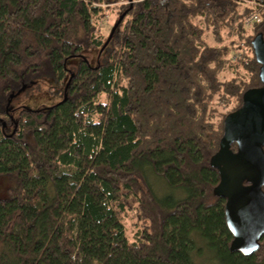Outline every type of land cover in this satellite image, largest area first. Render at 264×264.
<instances>
[{
    "label": "trees",
    "instance_id": "1",
    "mask_svg": "<svg viewBox=\"0 0 264 264\" xmlns=\"http://www.w3.org/2000/svg\"><path fill=\"white\" fill-rule=\"evenodd\" d=\"M119 3L92 65L111 35L103 5ZM257 36L264 0H0V264H264V235L232 250L212 163L227 116L263 85ZM45 77L60 102L14 106Z\"/></svg>",
    "mask_w": 264,
    "mask_h": 264
},
{
    "label": "water",
    "instance_id": "2",
    "mask_svg": "<svg viewBox=\"0 0 264 264\" xmlns=\"http://www.w3.org/2000/svg\"><path fill=\"white\" fill-rule=\"evenodd\" d=\"M254 45L263 85L248 90L243 106L227 116L220 150L212 159L221 175L215 193L227 199L226 221L234 236L232 250L245 256L258 250L264 235V37L257 36ZM233 144H237V151Z\"/></svg>",
    "mask_w": 264,
    "mask_h": 264
},
{
    "label": "rangeland",
    "instance_id": "3",
    "mask_svg": "<svg viewBox=\"0 0 264 264\" xmlns=\"http://www.w3.org/2000/svg\"><path fill=\"white\" fill-rule=\"evenodd\" d=\"M126 3V1H122ZM121 2V3H122ZM119 3L118 5H113V8L106 9L105 13L107 14L97 26V31L105 36H109L117 23H120V19L123 13L120 16V8L122 5ZM110 9V10H109ZM105 49V48H104ZM104 49H93L91 51H87L84 56L87 57L92 65H97L100 62L101 57H103ZM244 49H242L243 51ZM245 51V50H244ZM103 55V56H102ZM82 57H74L71 58L68 62V68L73 72H75L81 61ZM70 75V73H68ZM69 81V80H68ZM65 86L53 78H41L38 79L29 89L25 92L19 93L16 98H14V106L15 107H30L34 109H38L41 107L52 106L58 102H60L65 96ZM154 183L158 185V190L160 194L163 192L169 191L170 188L163 181L157 182V180L152 179ZM11 183L6 177H0V198H4L7 196L8 189ZM157 187V186H156ZM125 225L127 228V233L130 239L133 237L134 232V220L130 217L125 218ZM208 255V254H207ZM198 260L205 261L206 258L197 257Z\"/></svg>",
    "mask_w": 264,
    "mask_h": 264
},
{
    "label": "built area",
    "instance_id": "4",
    "mask_svg": "<svg viewBox=\"0 0 264 264\" xmlns=\"http://www.w3.org/2000/svg\"><path fill=\"white\" fill-rule=\"evenodd\" d=\"M255 21H260V18L257 14L252 15V17L248 19V24H251L252 22H255Z\"/></svg>",
    "mask_w": 264,
    "mask_h": 264
}]
</instances>
